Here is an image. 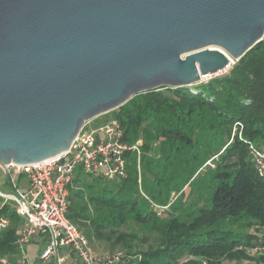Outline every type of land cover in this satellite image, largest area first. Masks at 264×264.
Segmentation results:
<instances>
[{
    "label": "trees",
    "instance_id": "obj_1",
    "mask_svg": "<svg viewBox=\"0 0 264 264\" xmlns=\"http://www.w3.org/2000/svg\"><path fill=\"white\" fill-rule=\"evenodd\" d=\"M108 113L137 150L126 153V177L119 180L76 169L66 216L89 242H123L116 229L131 220L158 234L144 251L127 246L137 264L251 259V250L264 245V174L251 153L264 152V38L226 74L142 92ZM207 162L214 167L205 169ZM0 216L9 220L0 230V255H13L24 218L2 197ZM75 259L63 263L80 264Z\"/></svg>",
    "mask_w": 264,
    "mask_h": 264
},
{
    "label": "water",
    "instance_id": "obj_2",
    "mask_svg": "<svg viewBox=\"0 0 264 264\" xmlns=\"http://www.w3.org/2000/svg\"><path fill=\"white\" fill-rule=\"evenodd\" d=\"M263 38L264 0H0V166L62 155L85 122Z\"/></svg>",
    "mask_w": 264,
    "mask_h": 264
},
{
    "label": "built area",
    "instance_id": "obj_3",
    "mask_svg": "<svg viewBox=\"0 0 264 264\" xmlns=\"http://www.w3.org/2000/svg\"><path fill=\"white\" fill-rule=\"evenodd\" d=\"M92 120L83 124L67 152L41 161L0 166L1 183L8 178L14 192L0 188V197L12 202L24 218L20 226L17 247L21 264H31L27 245L34 238H40L42 248L38 260L43 263L60 264L59 252L67 247L80 264H114L130 261L124 252L98 255L89 239L67 216L68 186L72 183L77 168L86 174L100 175L108 180L126 177L125 155L137 150L136 145L123 140L124 129L118 121L112 120L98 127H90ZM258 169L264 174V152H251ZM23 175L25 181H19ZM20 182V186H17ZM9 224L0 216V230ZM263 246L254 247L251 253L259 254Z\"/></svg>",
    "mask_w": 264,
    "mask_h": 264
},
{
    "label": "rangeland",
    "instance_id": "obj_4",
    "mask_svg": "<svg viewBox=\"0 0 264 264\" xmlns=\"http://www.w3.org/2000/svg\"><path fill=\"white\" fill-rule=\"evenodd\" d=\"M231 66V65H230ZM229 67L226 68V70L221 71L217 74H212L210 76L204 77L203 82L207 81L208 79L226 74L229 70ZM110 113H107L105 115H100L95 121L91 122L90 127H98L101 125H104L105 123H108L112 120H109L108 118L110 117ZM207 167L213 168L214 164L212 162H207L204 165V168L206 169ZM1 173V172H0ZM1 178H0V188L4 191L8 192H14V188L8 178H5L6 182L1 183ZM25 181V179H23ZM17 186H20V182H17ZM184 194H188L189 192V187L185 186L183 188ZM190 201L196 203L199 206L204 205V199H199L195 200L194 198H191ZM152 208L158 209L160 211H166L168 207L166 208H159V206L152 204ZM237 229V228H236ZM117 233L121 234L124 236V240L121 243H116L114 242L113 244L109 243H100V242H92L91 246L95 253L98 255H103V254H110L114 252H124L126 253L127 246L131 247L132 252L136 251H144L150 246H154L157 243V237L158 234L151 229L149 225H139L136 224L133 221H127L123 225L119 226L117 229ZM238 231L241 232H249V230L246 229H237ZM69 250L67 247H62L59 252V261L60 264L64 262L65 258H67V261L76 260L74 257V254L71 253L70 256L66 257L68 254ZM250 256H252L251 259H242V260H229L225 259L223 260L220 264H264V260L257 259L258 256L264 255V250H262L259 254L255 253H249ZM20 254L19 252L14 253L13 255H0V264H21L20 262ZM191 257H183L179 260V264H210L209 262L205 261L204 259L200 258H194V262L192 263H186L187 260H189ZM39 260L36 259L35 261L31 262V264H37ZM40 264H48V263H43L40 262Z\"/></svg>",
    "mask_w": 264,
    "mask_h": 264
},
{
    "label": "crops",
    "instance_id": "obj_5",
    "mask_svg": "<svg viewBox=\"0 0 264 264\" xmlns=\"http://www.w3.org/2000/svg\"><path fill=\"white\" fill-rule=\"evenodd\" d=\"M41 248H42V242L40 238H34L33 240L29 242V244L27 245V253H28V259L30 262H33L36 259H38ZM37 264H40V262L38 261ZM48 264H55V262H51ZM62 264H67V263L62 262Z\"/></svg>",
    "mask_w": 264,
    "mask_h": 264
}]
</instances>
